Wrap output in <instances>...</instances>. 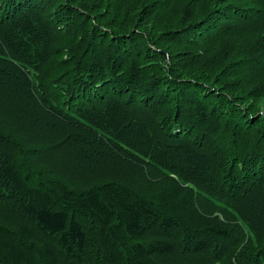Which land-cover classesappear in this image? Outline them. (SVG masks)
I'll use <instances>...</instances> for the list:
<instances>
[{
  "label": "trees",
  "instance_id": "16d2710c",
  "mask_svg": "<svg viewBox=\"0 0 264 264\" xmlns=\"http://www.w3.org/2000/svg\"><path fill=\"white\" fill-rule=\"evenodd\" d=\"M0 264H264V0H0Z\"/></svg>",
  "mask_w": 264,
  "mask_h": 264
}]
</instances>
